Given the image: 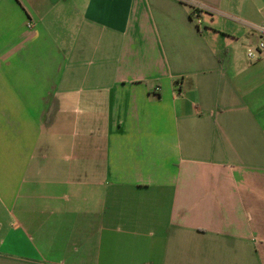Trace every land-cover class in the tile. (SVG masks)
Here are the masks:
<instances>
[{
    "label": "crops",
    "instance_id": "0c3cea01",
    "mask_svg": "<svg viewBox=\"0 0 264 264\" xmlns=\"http://www.w3.org/2000/svg\"><path fill=\"white\" fill-rule=\"evenodd\" d=\"M260 24L264 0H0V264H264Z\"/></svg>",
    "mask_w": 264,
    "mask_h": 264
},
{
    "label": "built area",
    "instance_id": "2783aa9c",
    "mask_svg": "<svg viewBox=\"0 0 264 264\" xmlns=\"http://www.w3.org/2000/svg\"><path fill=\"white\" fill-rule=\"evenodd\" d=\"M182 1V0H181ZM188 6H190L193 9L192 17L194 19L197 18V13L200 11H208L204 7H201L200 5H197L195 3H190L188 1H183ZM252 31H254L259 36V41L256 45V49L258 51H264V24L256 25L251 27ZM254 53L251 50L246 51V57L248 59L253 58Z\"/></svg>",
    "mask_w": 264,
    "mask_h": 264
}]
</instances>
